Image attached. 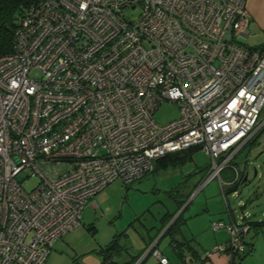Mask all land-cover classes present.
Returning <instances> with one entry per match:
<instances>
[{"label": "built area", "instance_id": "1", "mask_svg": "<svg viewBox=\"0 0 264 264\" xmlns=\"http://www.w3.org/2000/svg\"><path fill=\"white\" fill-rule=\"evenodd\" d=\"M246 3L40 0L22 11L0 57V264H46L99 192L142 180L168 154L209 155L205 185L232 166L264 127V47L242 43ZM165 102L179 117L160 125ZM212 225L229 240L201 262L246 252L248 223ZM158 243L134 264H171Z\"/></svg>", "mask_w": 264, "mask_h": 264}, {"label": "rangeland", "instance_id": "2", "mask_svg": "<svg viewBox=\"0 0 264 264\" xmlns=\"http://www.w3.org/2000/svg\"><path fill=\"white\" fill-rule=\"evenodd\" d=\"M139 13L140 9H136L130 14L136 18ZM31 77L38 79L40 75L33 72ZM178 115V105L165 102L161 104L154 117L158 124L166 125L177 119ZM261 121L264 123V110ZM258 139L264 144V130ZM261 151H254L252 160L248 163L249 183L240 193L239 180L237 195L226 192V198L223 189L220 188L219 178L204 184L210 175L208 167L210 168L211 158L202 151H195L192 161L187 164L166 171L160 168L142 180L131 183L114 181L85 205L80 227L53 243L46 264H101L103 259L101 251L115 239L122 247V252H118L121 254L114 255L117 264L119 261L130 260L131 250L134 254H141L140 258H142L148 250L144 248L143 239L148 238L149 231L151 236L156 234V230L151 228L158 226L168 212L175 214L174 218L182 215L184 219L181 225L182 236L188 239L196 238V246L201 249L212 246L215 237L219 243L224 240L223 244H225L230 234L226 230L216 233L212 224L218 222L219 217L228 219L227 202L232 210L239 213L240 201L246 203L251 198V194L254 196L258 193L261 194V205L264 204V177H261L264 176V153ZM239 161L240 156L237 161L240 171ZM256 172L259 178L255 177ZM38 182V178L30 177L24 181V188L30 192ZM224 188L227 191V185ZM253 203L249 212L260 205ZM252 236L247 238L248 242L252 241ZM161 239L158 246L160 251L173 263L177 262L178 256L173 251L171 236L166 235ZM215 247L210 248L214 250ZM249 247L250 245H247V252L250 250ZM257 247V256L252 258L251 254L246 252L236 256L234 264H264V241H259ZM218 255L226 257L227 263L221 261V264H232L231 256L227 253L217 254L214 259H217ZM143 264H157V260L150 256Z\"/></svg>", "mask_w": 264, "mask_h": 264}, {"label": "crops", "instance_id": "3", "mask_svg": "<svg viewBox=\"0 0 264 264\" xmlns=\"http://www.w3.org/2000/svg\"><path fill=\"white\" fill-rule=\"evenodd\" d=\"M246 4H247V8L250 12L249 16H251V20H250V25L248 27L249 28L248 38L246 39V41H243L242 43H243V45H245L249 48L259 49V48L264 47V0H247ZM260 140L261 139H258V138H254V139L252 138L247 144H245L243 147H241V149H239L240 152L237 154V156L234 160L235 162L234 161L233 162L236 163V165H237L238 164L237 161H238V158L240 156V161H239L240 171H239V166L237 165L236 167L235 166L228 167L227 169L224 170V172L221 173L220 178H219L220 182H221L220 188L223 189V194H224L225 198L227 197L226 192L231 193L230 192L231 188H232V186H234L235 181L238 180L237 178H239V180H240V186H239L240 187V193H241L243 187L246 186L247 183H249V174H248V167L249 166H248V163H250L249 161L252 160V153L256 150H262L261 153H264V144L261 143ZM164 171H166V170H164ZM257 173L258 172L255 173V177L258 176L257 178H259V174H257ZM233 176H235V178H233ZM261 177L263 178L264 176H261ZM261 180H263V179H261ZM226 185L228 187L227 191L224 190L225 189L224 186H226ZM237 193H238V191L233 192L232 194L237 195ZM261 200H262L261 194L257 193L254 196L251 194V198L246 203L240 201V210H239L240 212L239 213L232 210L230 208L229 203L227 202L228 210L226 212L229 213L228 219L225 220L223 217H219V221H225V223H230V222H235L237 224H238V222L248 223L249 229H248L247 234H245V236H246L245 242L247 243V245H250L249 248L252 250V253H250L252 258L257 256L258 242L261 240L264 241V204L261 205V203H260ZM253 202H255V204L260 203V205L256 206V209L249 212L248 210H250V207L254 204ZM171 215L172 214H170V212L165 213L163 218L160 220L159 225L151 228V229L156 230V234L154 236H151L150 231L148 232V238L143 239L145 242V245H144L145 249L149 248V246L153 243V241H156L157 239L159 240V243H160V240H162L161 238H164L166 236L165 235L166 230L176 220V218H173L168 224L165 225L164 224L165 219L167 217H170ZM252 230L254 231V234H253ZM216 233H222V232L217 231ZM182 235H183V230H181V234L178 235L177 239L180 241H184V242H190L189 249L187 247L184 248L183 249L184 250L183 258H182L183 260L178 258L177 262H175V263H173L168 258V256H166L164 254V256H166L170 260L171 264H221V261H223V263L226 261V257L222 256V255H218V258L214 259V256L217 255V254H215L210 260H207L204 263L199 262L200 261L199 260L200 255L204 251L211 250L212 247H215L217 245L219 246L220 244H223L224 240L219 243L217 238L215 237V239H214L215 242L212 244V246H210L211 248L209 247V248L201 249L200 247L196 246V244H197L196 238L192 237L191 239H188V238H186V236H182ZM249 236H252L251 242L247 241V238ZM228 240L229 239H227L225 241L227 242ZM159 243H158V246H159ZM193 251H196L197 253L193 254L192 253ZM130 252L132 253V257L130 258V260H128L126 262H122V261L120 262L119 261L120 264H131V263L135 262L138 259V257L140 259L141 254L140 255L134 254V252H132V250ZM150 256H148V257H150ZM148 257L146 258V260L148 259ZM139 259L136 262H138ZM230 261H232V260H230ZM226 263H227V261H226Z\"/></svg>", "mask_w": 264, "mask_h": 264}, {"label": "trees", "instance_id": "4", "mask_svg": "<svg viewBox=\"0 0 264 264\" xmlns=\"http://www.w3.org/2000/svg\"><path fill=\"white\" fill-rule=\"evenodd\" d=\"M39 1L40 0H0V57L7 55L13 51L12 49L14 47L15 39H16L15 32L18 28L19 19H20V15L22 11L31 5H35ZM263 130H264V127L259 131V133H257L252 138L253 139L258 138L260 133ZM195 151H201V150L199 148H192V149L185 150L182 152L168 154L165 157L155 162L154 171L159 170L160 168L162 170L174 169V168L182 166L183 164H187V162L192 161ZM236 156L233 158V161L235 160ZM233 161L231 162L232 164L231 167L233 166L236 167L237 165L236 163H234L235 161L234 162ZM208 169L210 168L208 167ZM237 179L238 180L235 181L234 186H232L231 188V191H230L231 193L238 191L237 185H239V178ZM183 205L184 203L180 205V208ZM174 216L175 214H172L170 217H167L165 219L164 224L165 225L168 224L174 218ZM183 223H184V219L182 218V215H179L176 218V220L172 223V225H170V227L165 232V235H169L171 236V239H173L172 244H171L174 249L173 251H175L178 258L181 260H183L182 259L183 252H184L183 249L186 247L189 249V245H190V242H184V241H180L177 239L178 235L181 234V229H182L181 225H183ZM245 244L247 247L246 242ZM121 250H122V247L119 244V241H116V239L112 240V242L109 245H107V247L104 248L100 253L102 254V257H103L101 264H117L116 260L114 259V255L116 253L121 254V253H118L119 251L122 252ZM246 252H247V248H246ZM192 253L196 254L197 252L193 251ZM250 253H252L251 249L248 250L246 254H250ZM234 259L235 258L231 259L232 264H234ZM136 261L131 264L136 263ZM199 262L204 263L201 261Z\"/></svg>", "mask_w": 264, "mask_h": 264}, {"label": "water", "instance_id": "5", "mask_svg": "<svg viewBox=\"0 0 264 264\" xmlns=\"http://www.w3.org/2000/svg\"><path fill=\"white\" fill-rule=\"evenodd\" d=\"M145 260H146V259H145ZM141 263H142V262H141ZM141 263H140V264H141Z\"/></svg>", "mask_w": 264, "mask_h": 264}]
</instances>
